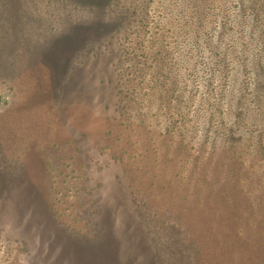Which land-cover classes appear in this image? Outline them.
I'll return each mask as SVG.
<instances>
[{"label":"rangeland","instance_id":"374dc122","mask_svg":"<svg viewBox=\"0 0 264 264\" xmlns=\"http://www.w3.org/2000/svg\"><path fill=\"white\" fill-rule=\"evenodd\" d=\"M110 1L0 0V264H195L150 230L146 219H170L143 183L190 196L192 157L230 131L243 185L264 203V153L249 139L264 134L250 100L264 0H213L202 30L187 0H149L148 18L98 33L96 17L120 21L131 0ZM75 30L82 40L63 39ZM196 30L202 44L182 57Z\"/></svg>","mask_w":264,"mask_h":264},{"label":"trees","instance_id":"16d2710c","mask_svg":"<svg viewBox=\"0 0 264 264\" xmlns=\"http://www.w3.org/2000/svg\"><path fill=\"white\" fill-rule=\"evenodd\" d=\"M187 1L190 2L194 13L192 14V29H204V18L213 0ZM149 6V0L127 1L126 15H121L120 21H115L113 18L101 24L98 21L100 18L96 17L94 26L98 33L111 34L117 27L124 25L126 16L128 18L141 16L139 21L148 18L147 9ZM17 11L15 10V18ZM4 18L8 19L5 16ZM144 25L145 23H141L143 29ZM86 28L88 26H84V30ZM198 32L195 31L197 43H193L189 37L187 38L182 57L186 56L188 50H191L196 44H202L200 42L202 35ZM72 33H65L63 39L73 37L82 40L76 30ZM221 35L225 36L223 33ZM226 39V36L225 39L222 38L225 41ZM229 46L231 45L228 44L226 47L224 45V48L227 49ZM253 59V63L256 65L253 72V89L250 100L257 105V110H261L264 109V53H255ZM174 60L177 63L180 62L178 57H174ZM175 65L177 64L175 63ZM209 71L211 72V70ZM232 90L234 102L238 107L242 106L245 96L242 93L238 95L239 89H236V86ZM244 111V109H240L241 113ZM230 132L231 134L226 137L224 143L210 147V152H207L206 157H192L193 161L190 164L194 179L192 181L191 177L192 185L187 189L190 196L177 200V193L173 186L174 181L167 182L166 186L161 183L157 184V182L148 183L145 181L143 183L142 188L146 193L152 192L154 187H158V194L156 193L157 195L153 197L159 206L157 210L162 216H167L170 219L169 221L166 219L162 224H156L155 220L146 219L148 223L152 221L149 225L150 230H153V226L158 229L164 228L163 230L169 232L172 239L170 244L177 245L180 250L183 247L189 249L195 257V264H264V203L252 201L243 185L241 177L247 173V165L245 161L238 159L240 156H237L231 150L232 147L228 146L230 141H239L243 137L235 138L234 133ZM249 135V139L254 142L253 152L264 153V134L256 131ZM246 212L251 218L255 215L253 221L256 224L248 225L250 223L245 221L247 219ZM140 215L144 218L149 216L147 211ZM165 244L167 245V243L163 245ZM180 250L178 249V251Z\"/></svg>","mask_w":264,"mask_h":264}]
</instances>
